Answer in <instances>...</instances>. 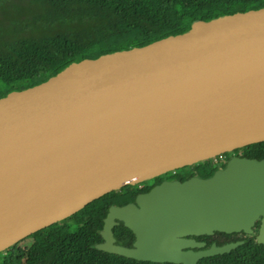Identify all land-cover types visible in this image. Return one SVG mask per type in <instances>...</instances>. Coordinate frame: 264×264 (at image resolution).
Wrapping results in <instances>:
<instances>
[{
    "label": "water",
    "instance_id": "95a60500",
    "mask_svg": "<svg viewBox=\"0 0 264 264\" xmlns=\"http://www.w3.org/2000/svg\"><path fill=\"white\" fill-rule=\"evenodd\" d=\"M261 142L264 7L74 62L0 98V253L111 192ZM259 220L264 245V159L232 156L209 178L164 180L111 206L96 248L199 264L244 241L197 237L254 235ZM120 223L131 247L115 242Z\"/></svg>",
    "mask_w": 264,
    "mask_h": 264
},
{
    "label": "trees",
    "instance_id": "16d2710c",
    "mask_svg": "<svg viewBox=\"0 0 264 264\" xmlns=\"http://www.w3.org/2000/svg\"><path fill=\"white\" fill-rule=\"evenodd\" d=\"M262 7L264 0H0V89L8 88L0 98L45 82L74 62L183 34L196 21ZM240 151L248 158L264 159V142ZM219 167L211 159L187 168L190 173L177 170L111 192L1 252L0 264H173L98 250L104 219L111 206L132 203L164 180L209 178ZM113 233L117 244L131 247L135 241L123 223ZM28 240L29 244L24 243ZM197 240L206 247L244 241L230 253L202 259L199 264H264V245L256 242L255 235L217 232Z\"/></svg>",
    "mask_w": 264,
    "mask_h": 264
},
{
    "label": "flooded vegetation",
    "instance_id": "af4514ba",
    "mask_svg": "<svg viewBox=\"0 0 264 264\" xmlns=\"http://www.w3.org/2000/svg\"><path fill=\"white\" fill-rule=\"evenodd\" d=\"M232 156H234V157H240V158H248V157H246V155H245V153L243 152V151H240V150H237L236 152H234L233 153V155ZM249 159H251V158H249ZM253 159V158H252ZM229 160V159H228ZM227 162V161H226ZM226 162H224V163H222L221 165H224V164H227ZM220 165V166H221ZM260 225H261V221L259 220L257 223H256V225H255V227H254V230H255V236L257 235V233H258V231H259V228H260ZM238 234H240L241 235V237H249V236H251V235H246L245 233H238ZM215 235V234H214ZM197 239V238H196ZM24 243H25V241H24ZM23 243V244H24ZM205 248H208V247H205ZM196 250H198V249H196Z\"/></svg>",
    "mask_w": 264,
    "mask_h": 264
},
{
    "label": "rangeland",
    "instance_id": "374dc122",
    "mask_svg": "<svg viewBox=\"0 0 264 264\" xmlns=\"http://www.w3.org/2000/svg\"><path fill=\"white\" fill-rule=\"evenodd\" d=\"M7 91H8V88H7V87H3V88H1V89H0V95L5 94ZM238 150H241V148L238 149ZM236 151H237V150H234V151H232V152H228V153H226L227 156H228V159H230V158L232 157L233 153L236 152ZM210 160H211V159H210ZM207 161H208V160H207ZM207 161H204V162H207ZM227 162H228V160H227ZM227 162H226V163H227ZM221 166H222V165H221ZM221 166H220V167H221ZM189 167H191V166H188V167H185V168H182V169H185V171H187V168H189ZM182 169H179V170H182ZM187 172L190 173V171H187ZM29 242H30V240L25 241L26 244H29Z\"/></svg>",
    "mask_w": 264,
    "mask_h": 264
},
{
    "label": "built area",
    "instance_id": "2783aa9c",
    "mask_svg": "<svg viewBox=\"0 0 264 264\" xmlns=\"http://www.w3.org/2000/svg\"><path fill=\"white\" fill-rule=\"evenodd\" d=\"M228 160L227 154H222L213 159L214 163L217 166H220L222 163L226 162Z\"/></svg>",
    "mask_w": 264,
    "mask_h": 264
}]
</instances>
